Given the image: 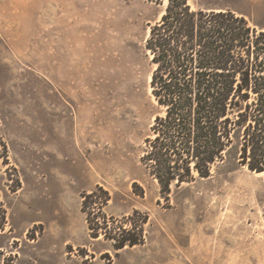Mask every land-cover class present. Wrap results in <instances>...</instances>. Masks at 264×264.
I'll use <instances>...</instances> for the list:
<instances>
[{"label": "rangeland", "instance_id": "obj_1", "mask_svg": "<svg viewBox=\"0 0 264 264\" xmlns=\"http://www.w3.org/2000/svg\"><path fill=\"white\" fill-rule=\"evenodd\" d=\"M188 3L264 29V0ZM165 7L0 0V264H264V175L231 150L162 194L142 163L163 114L145 41Z\"/></svg>", "mask_w": 264, "mask_h": 264}, {"label": "trees", "instance_id": "obj_2", "mask_svg": "<svg viewBox=\"0 0 264 264\" xmlns=\"http://www.w3.org/2000/svg\"><path fill=\"white\" fill-rule=\"evenodd\" d=\"M188 2L166 0L145 41L150 91L163 114L142 163L162 194L194 173L208 178L231 150L250 172L264 173V29L231 9ZM4 213L0 203V230ZM136 243L122 237L118 248Z\"/></svg>", "mask_w": 264, "mask_h": 264}, {"label": "bare ground", "instance_id": "obj_3", "mask_svg": "<svg viewBox=\"0 0 264 264\" xmlns=\"http://www.w3.org/2000/svg\"><path fill=\"white\" fill-rule=\"evenodd\" d=\"M164 4L166 5V0H164ZM150 79H151V76H150V73H149V75H148V83L150 82ZM150 90H152L151 89V87L149 86V90H148V92H149V94H150V96L152 97V99L154 100V97L152 96V94H151V91ZM155 101V100H154ZM256 175H264V173L263 172H261V173H255Z\"/></svg>", "mask_w": 264, "mask_h": 264}]
</instances>
